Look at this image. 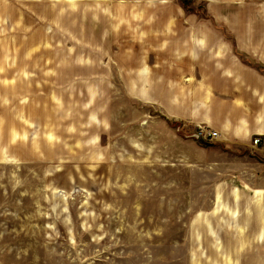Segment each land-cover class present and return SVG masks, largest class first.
Wrapping results in <instances>:
<instances>
[{
  "label": "rangeland",
  "instance_id": "obj_1",
  "mask_svg": "<svg viewBox=\"0 0 264 264\" xmlns=\"http://www.w3.org/2000/svg\"><path fill=\"white\" fill-rule=\"evenodd\" d=\"M207 17L0 0V264H264V137L197 124L208 66L179 63Z\"/></svg>",
  "mask_w": 264,
  "mask_h": 264
},
{
  "label": "crops",
  "instance_id": "obj_2",
  "mask_svg": "<svg viewBox=\"0 0 264 264\" xmlns=\"http://www.w3.org/2000/svg\"><path fill=\"white\" fill-rule=\"evenodd\" d=\"M200 1L208 19L192 28L191 47L184 48L179 61L208 66V72L194 76L214 99L201 108L209 117L200 114L195 122L211 124L235 144L264 137V71L257 68L264 67V3L260 10L255 0ZM249 147L260 148L251 141Z\"/></svg>",
  "mask_w": 264,
  "mask_h": 264
},
{
  "label": "built area",
  "instance_id": "obj_3",
  "mask_svg": "<svg viewBox=\"0 0 264 264\" xmlns=\"http://www.w3.org/2000/svg\"><path fill=\"white\" fill-rule=\"evenodd\" d=\"M198 132L196 133L197 137H200L201 139L205 141H212L213 139L219 138V133L213 130H206L205 128H198ZM260 144V141L258 138H254L252 140L253 146H258Z\"/></svg>",
  "mask_w": 264,
  "mask_h": 264
}]
</instances>
